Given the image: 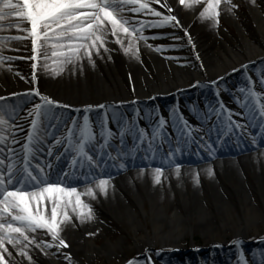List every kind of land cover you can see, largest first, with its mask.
Here are the masks:
<instances>
[{"label":"bare ground","instance_id":"obj_1","mask_svg":"<svg viewBox=\"0 0 264 264\" xmlns=\"http://www.w3.org/2000/svg\"><path fill=\"white\" fill-rule=\"evenodd\" d=\"M236 1L243 4L247 10V16L245 15L240 22H236L233 6L227 0H220L217 5L216 20L222 15L237 29L236 36L233 39L229 38L230 43L225 37L202 35L203 31L206 32L213 24L210 19L200 18V13L207 6L208 0H201L191 7L181 5L180 0H158V2L148 0L151 8L161 12L162 15L175 16L179 24L173 21L160 27L144 28L143 34L149 38L136 40L135 57L123 52L109 29L104 40L108 51L98 48L97 52H91V64L88 63V57L81 53V59L65 64L63 71L58 74L54 75L50 68L44 72L35 71V80H33V65L36 64L35 69H38L44 64V60L41 59L37 64V61L31 59L34 55L31 38L5 40L3 46H0V55L17 58L0 62V97L7 96L4 94L9 91L7 94H19L21 98L40 87L42 96L49 97L59 105L68 106L53 108L52 124L56 132L61 131L66 122L64 116L67 115L64 113L72 112L78 115V119L86 113L99 117L104 112L123 109L135 111L138 107L150 106L153 103L165 106L167 100L178 102L179 97L182 101L191 100L194 93V96L198 97H203L207 92L211 94L213 91L210 86L199 89L198 79L212 80L223 77L222 81L230 84L233 80L229 79L234 73L239 72L248 62L264 56V12L259 10L254 0ZM125 7L130 8L131 5ZM121 15L130 18V23L160 19V17L144 15L142 12L124 11ZM245 19L248 21L246 27V24L242 23ZM10 22V20L4 21L5 24ZM23 27L27 28L29 25L24 24ZM247 28L248 33L245 32ZM175 33L180 34L176 40L171 38ZM0 35L24 36L25 33L9 27L0 29ZM158 41L159 43H156ZM122 43L127 46V37ZM157 45L161 46L159 50L155 48ZM21 55L28 56L26 62L18 61ZM52 59L54 58L49 59V64L52 63ZM249 79H258V76L253 75V78L248 77L246 80ZM25 96L33 101H40L38 96ZM19 98H16V101ZM214 101H216L215 97ZM101 105L105 107L101 108ZM204 106L202 104L200 109ZM209 114L210 112H207L205 116L208 117ZM56 119L59 121L57 122ZM151 120L147 119L146 122L149 124ZM116 121L114 130L111 129L113 133L121 131L120 123L123 120L116 116ZM254 127L259 129L260 126L256 127L254 122L250 129ZM22 128L23 126L20 125L19 129L23 130ZM96 129L93 128L95 131ZM204 129L201 132L208 133ZM127 131L129 137L135 139L132 135L133 130L128 128ZM54 132L51 136H54ZM197 132L194 131L193 136ZM40 133L42 136L51 137L43 126ZM226 133L227 131L216 129L212 140L219 141ZM6 144L11 146L9 141ZM194 145L195 143L186 147L197 151ZM140 146H144L143 153L149 156L150 148L144 144ZM214 146V150H209L210 152H215L219 143ZM38 148L43 149V145ZM88 149L90 152L97 151L92 145H89ZM55 158V153L49 156L46 151H36L33 160L48 166L55 162ZM108 158L115 161L118 157ZM92 160L95 163L100 162L95 154ZM142 160L148 162L145 165L149 167L129 166L130 168H126L128 170L122 176L108 181L104 194H100L96 188L97 182L89 187L77 189L81 194V200L89 205L92 219L78 221L71 208L65 209L69 219L59 225V235L67 244L66 248L61 247L57 250L54 246L36 247V243L41 240L51 241L46 231L38 229L35 233H28L34 243L24 249L28 253L27 259L23 252L17 254V249L22 248V244L26 242L22 241L21 245L13 247L5 241L6 251L0 249L5 264H73L72 262L79 263L85 256L93 258L95 253H116L123 250L124 243L121 238L116 240L110 238V231L105 226V221L127 223V226L135 232L134 245L138 254L145 256V250L151 252L156 245L175 249L184 246L185 235L196 232L203 233L206 243L219 242L216 237V230L219 229L225 234L219 239L220 244L227 243L228 238L231 241L233 239L242 241L247 232L255 226L256 221L264 219V151H255L231 159H212L206 164L192 167L181 165L179 174L176 166L167 167L162 169L159 184L155 183V168L150 164L152 159L143 157ZM85 162L89 161L79 157L77 165ZM89 188L93 189L95 198L86 194ZM46 212L50 215V207ZM117 218L120 220L117 221ZM143 222L148 223L146 227L143 226ZM118 226L122 227L121 224ZM96 234L102 236L103 240L93 247ZM242 246V244L236 245V248ZM218 250V252H226L232 248L222 244ZM159 255L154 253L151 258L153 264H159L157 263ZM215 255H206V257L208 260L221 257L219 255L215 258ZM188 259L192 264H198V260L190 255ZM243 262L244 260L240 259L235 264H243Z\"/></svg>","mask_w":264,"mask_h":264},{"label":"snow or ice","instance_id":"obj_2","mask_svg":"<svg viewBox=\"0 0 264 264\" xmlns=\"http://www.w3.org/2000/svg\"><path fill=\"white\" fill-rule=\"evenodd\" d=\"M158 2V0H157ZM201 0H180L181 5L191 7L193 4L200 3ZM220 0H208L207 6L200 13L201 19H210L213 26L216 23L217 5ZM126 5H131L126 8ZM166 7V5H162ZM233 7H235L233 5ZM172 11L171 9H168ZM124 11L132 13L142 12L144 15H152L160 17L159 20L147 21L139 20L130 23V18L121 15ZM5 20L11 22L5 24ZM173 21L179 24L175 16L162 15L161 12L154 10L149 6L148 0H0V29L14 28L18 32H24V36H3L0 35V46H3L4 41L8 39H25L31 38L34 55L31 59L37 61L44 60L43 67L52 73L58 74L63 71V66L67 63H73L81 59L83 56L88 57V63L91 64V52H97L98 48H103L105 52L108 49L105 47V37L109 32L115 39V42L121 45L123 52L137 55L136 40H146L143 34L144 28L160 27L165 24H171ZM24 24L29 27H23ZM135 33V35H134ZM127 37V46H124L122 40ZM155 38V37H152ZM190 42V38H189ZM151 47V46H150ZM161 46H155L159 50ZM17 57L0 55V62L4 60H12ZM52 63L49 64V59ZM36 64L33 65L35 69ZM245 68L247 66H244ZM238 71V70H234ZM223 79V77H221ZM35 80V72L33 73ZM19 95V94H14ZM28 96H38L42 103H37L32 109L31 115L35 113V119L32 121L30 133L27 137V144L24 146L27 156L22 168H17L16 160L11 153L12 148H8V160L10 163L7 166V173L4 172V147L8 141V133L11 131L10 121L14 119L16 107L9 103L4 104L3 101L7 97H0V249H4L5 241L8 244L16 247L21 245L22 248L17 249V254L23 252L25 258H28V253L24 249L28 248L29 244H33V239L28 233H35L36 230H43L51 237L50 242L39 241L36 247L43 245L45 248L55 247L59 250L61 247H67L64 239L60 238L59 225L63 221L69 219L65 209L71 208L78 221L91 220L92 214L87 203L81 200V194L77 192L76 187L66 186L59 179H52L44 173V167L37 163L32 165L33 157L36 151H43L42 148L35 147L40 143V131L42 126L48 130L51 136L55 131L52 120L54 117L53 108L68 107L59 105L47 96H42L35 90L26 93ZM255 98V102H259L260 97L254 92L249 93ZM247 103V101H246ZM105 107L104 105L100 106ZM223 108V106H222ZM259 109L264 112V103L259 104ZM58 115V114H57ZM104 121H97L100 132L99 135L103 138V143L100 148H106L114 135L112 130L107 127V113L104 114ZM213 113H210L208 119H211ZM223 116V112H221ZM233 113L227 112V121L229 122L226 131L231 132L233 128L242 130L244 125L233 119ZM115 119V116H113ZM82 125H79L74 119L72 128L68 130L66 137L67 149L77 154V157H83L86 161L95 164L92 160V155L89 154L88 145L96 142V132L93 130L92 121L86 113L82 118ZM66 123V122H65ZM224 123L221 119L217 122V127ZM188 125L187 120H182L183 131L177 128V134L184 137L187 133L188 139H193L192 127H184ZM175 126V125H174ZM167 127V122L161 117L159 127L154 128L153 136L160 140L171 137L170 133H166L164 129ZM137 131L143 133L142 137H137V143L143 145L148 140L147 132L140 128L133 130L132 135L137 136ZM264 131V129H261ZM15 136V133H12ZM121 143H123V131L120 133ZM203 139V137L201 138ZM13 144H18L20 141L13 139ZM61 143V139H55L53 147ZM151 141H149V144ZM216 142L207 144L209 150H214L213 146ZM175 151V149H174ZM48 155H51L49 150ZM111 157V153H108ZM101 162H103L104 153H100ZM76 159L72 161L76 164ZM124 165L121 164V167ZM50 167V165H48ZM180 165L176 164V171L179 174ZM155 183L161 181L162 169L155 168ZM211 175V171L209 172ZM67 176V173H64ZM11 186V187H9ZM108 186V178H101L96 184V188L100 194H104ZM86 194L94 197L93 189L89 188ZM74 200V203H73ZM50 207V215L46 209ZM10 218V219H9ZM242 243L240 240H234L233 244L239 246ZM217 247H220L219 245ZM146 254L148 250H145ZM160 253L158 252L157 255ZM67 258V257H65ZM241 253V260H243ZM0 264H5L4 256L0 255ZM128 264H145L144 260H130ZM147 264H153L151 256L147 255ZM245 264L247 262L245 261Z\"/></svg>","mask_w":264,"mask_h":264},{"label":"rangeland","instance_id":"obj_3","mask_svg":"<svg viewBox=\"0 0 264 264\" xmlns=\"http://www.w3.org/2000/svg\"><path fill=\"white\" fill-rule=\"evenodd\" d=\"M227 1L232 6L233 5L235 6V7H233V10H234L233 13L235 15L234 18H235L236 22H238V21L240 22L245 17V15L247 16V10L243 4H241L240 2H238L236 0H227ZM254 3L257 7H259V10L261 12H264V0H254ZM263 15H264V13H263ZM225 19H226V17H224L222 15L219 16L216 20L215 25L214 26H213V24L210 25L207 28L206 32L203 31L204 34H202V35L206 36V34H207L206 37H209L210 35L219 36L222 38L225 37L226 40L229 38L233 39L236 36L237 29L235 27H233V25H230L228 20L227 19L225 20ZM242 23H245L246 24L245 27H246L247 23H248L247 19L242 21ZM248 31H249L248 28L245 29V32L248 33ZM177 34L175 33L174 36H172L171 38L176 40V37H180V34L179 33H177ZM175 35H177V36H175ZM208 40H210V39H208ZM216 41H218V39ZM227 41H229L228 43H230L231 40L229 39ZM156 43H159V41ZM186 54L188 55V53H186ZM27 59H28L27 55H21V57L18 58V61H21V62L25 61L26 62ZM178 60L179 59H177V61ZM263 64L264 63H260L259 65H255L254 68L247 69L249 75L254 74V75L258 76V79H254V81L255 80H257V81H255L253 83L256 85V87H259L260 89L262 87V86H260V84H262V83L264 84V74L262 73V72H264V66H262ZM38 70L44 72L46 69L43 67V65L40 66L38 69H32L33 73L35 71L37 72ZM257 73H260L262 75L259 76ZM242 75H243L242 76L243 78L246 77L245 73ZM207 79L210 80V78H207ZM214 79H212V80H214ZM203 81H205V80H203ZM199 86H200L199 87L200 89L207 87V86H203L201 83H199ZM219 89H221V88H219ZM257 89L258 88H256L254 90V93L257 92ZM35 90H38L40 95L42 94L40 87L38 89H35ZM211 90L216 93L215 87L211 88ZM31 92H33V91L31 90ZM25 102H27L28 104H26L24 107H22L16 113V115L14 117L15 119H18V121L20 123L21 122L26 123L28 118L30 119L32 117H35L34 112L31 115H29V113L32 112V109L35 107V105L37 103H42L41 101L36 103L35 101H32V99L24 96L20 99V104H25ZM214 110H215V108L213 110L211 109V111H214ZM216 110H218V109H216ZM146 115H149V114L147 113ZM67 117H68V115H67ZM71 117L67 118L66 123L64 124V128L69 127V124H68L69 119H70V121H73V118H71ZM165 117H166V120L168 121V123H171V119L176 118V109L171 108L169 106V108L167 109V111L165 113ZM217 118L220 119V115L218 113L213 115L211 117V119H209V122L214 123V122H216ZM156 119H158V117H156ZM189 122L193 123L194 121L189 119ZM263 136H264V134L259 138V140L256 139L255 143H251L248 141L249 144L239 143L238 145H235V144L234 145H228V144L223 145V142H222V144H220L219 147H217V150L215 152L209 151V153H207L208 149H206V150H204V152L197 153L195 156L185 154L183 157L176 158L175 160L172 159L170 161H163V162H162V160H160V163L156 164V165L157 166L161 165L164 167L168 164H179L180 166L181 165H187L188 167H192L194 165L206 164V163L212 161V159L223 160V159L235 158L237 156H246V155L251 154L255 151H264V137ZM124 137L125 136L123 135V138ZM148 138H149L148 140L151 141L152 143L158 141V139L153 136V133L149 134ZM112 142L115 144L121 142V135L117 134V136H113ZM198 142L199 143H205L203 145L201 144L202 147L206 146V144L210 143L209 139L204 140V141L198 140ZM99 149H100L99 150L100 153L103 151L104 152L105 151H111L113 155H115L118 152H119V154H122V155H125V153H126V152H120L118 148L116 149L117 150L116 151L115 149H113L109 145L103 149L99 147ZM167 152L169 153V151H167ZM153 163H155V162H153ZM135 164H142V162L137 159ZM126 168L127 167H121V164L113 163V162L112 163L108 162L107 165H106V163H104L102 166L94 164L93 166L87 168L88 171L76 172L73 175H70V176L64 178L63 183L66 186H74V187H76V189L89 187L90 185L98 182V180L101 178H108V181H109V180H113V179L118 178L120 175L122 176L123 173L126 170H128ZM145 168H147V167H145ZM116 220L119 221L120 219L117 218ZM104 224L108 228V230L110 231V238H112L113 240L121 238L122 242L124 243L123 250H121L119 252L116 251V253L115 252L114 253L104 252L102 254L95 253L93 258H87L85 256V257L81 258L79 263L78 262H75V263L72 262L73 264H128V262L130 260H134V259L144 260L145 264H147V255H150L152 258V256H154V253H158V252L160 253V255L158 256L157 260H169L170 259V255H167V253H168L167 250L161 248L160 245H156L154 247L153 251H151L152 253L148 252L147 254H145V256L142 254L139 255L137 252V249L134 245V239H135L134 234H135V232L127 226V223H125L123 221L121 223L114 222V221L113 222L112 221H109V222L105 221ZM118 224H121L122 227H119ZM147 224H148L147 222L146 223L143 222L144 227H146ZM216 231H217L216 237H217L218 241L220 242L219 239H221L222 236H225V234L223 233L222 229H219ZM192 235H193V240H192ZM244 237H243L244 238L243 241L245 243L247 241V238L250 240H253L254 242L263 243L264 239H261V238L264 237V219L261 218V220H257L255 226L252 227L250 229V231L247 232L246 236H244ZM184 239H185V247H186V248H183L184 250L192 249L193 248L192 245H195V248H197V249H201L204 247L209 248V246L211 244H212L211 245L212 247L216 246L214 243L207 244L205 239H204V235L202 232L187 234V235H185ZM102 240H103L102 236H100L99 234H96L95 239L93 241V247H96ZM226 241L229 242V238L226 239ZM209 253L214 254V251L210 250ZM169 261L172 264H174L172 259H170ZM157 263L160 264V262H158V261H157ZM65 264H70V263H65Z\"/></svg>","mask_w":264,"mask_h":264}]
</instances>
